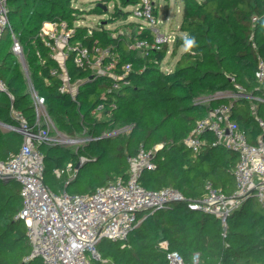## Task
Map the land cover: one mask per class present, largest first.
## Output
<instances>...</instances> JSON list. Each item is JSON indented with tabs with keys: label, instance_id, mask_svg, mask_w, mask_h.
<instances>
[{
	"label": "trees",
	"instance_id": "trees-1",
	"mask_svg": "<svg viewBox=\"0 0 264 264\" xmlns=\"http://www.w3.org/2000/svg\"><path fill=\"white\" fill-rule=\"evenodd\" d=\"M78 1L9 2V19L23 46L29 77L12 50L9 35L6 33L7 38L3 33L0 38V75L7 80L13 96L11 102L0 93V122L18 124L11 114L13 106L23 112L30 124L34 123L30 81L44 96L47 112L60 132L71 138L95 137L74 150L61 143L41 144L45 182L55 168L64 169L72 162L76 176L71 179L68 172L59 177L54 173L53 188H71L73 194L93 193L119 177L126 179L127 157L144 147L153 151L155 162L154 168L144 169L139 177L146 188L173 187L195 200L203 195L204 184L210 180L231 195L236 188V152L217 143L209 131L203 134L205 143L197 152L186 144V139L198 120L227 101L206 99L217 91L233 89L238 83L264 98V88H260L255 77L258 55L264 58V0H182L180 33L175 36L171 54L184 49L172 70L161 66L169 51L168 43L160 49L132 47L140 39L155 40L147 26L139 29L142 22L128 20L130 12L124 9L136 5L138 0H113L112 12V0H95L91 11L108 14L96 27L77 24L82 13L76 7ZM98 3L106 5L107 10ZM61 19L75 26L73 38L91 50L111 47L117 57L116 74L131 64V70L118 80L122 83L127 79L130 83L114 89L113 75H98L90 67H78L69 59V76L73 82L79 81V86L75 96L61 91V79L51 73L53 67H59L58 63L49 57L48 48L37 37L43 22ZM110 23L117 25L111 27ZM253 36L257 47L252 45ZM100 102L104 103L103 111L93 114ZM254 104L257 113L252 108ZM257 116L264 119V102L241 98L234 103L231 117L251 142L259 135L264 139ZM21 144V134L0 127V158L17 151ZM81 157L85 158L82 163ZM252 200L250 197L229 215L225 235L218 218L191 209L188 200L143 212L142 220L126 240L105 238L99 242L101 260L92 264H167L163 241L186 260L200 252V264H264V208L259 204L257 209H251ZM21 208L20 184L0 179V264H29L38 258L31 256L26 225L17 218Z\"/></svg>",
	"mask_w": 264,
	"mask_h": 264
},
{
	"label": "built area",
	"instance_id": "built-area-1",
	"mask_svg": "<svg viewBox=\"0 0 264 264\" xmlns=\"http://www.w3.org/2000/svg\"><path fill=\"white\" fill-rule=\"evenodd\" d=\"M10 1L0 0V38L3 33L9 35L12 50L29 77L23 46L9 19ZM156 5L154 0H138L134 5L132 15L142 21L139 29L147 26L155 40H137L132 44L133 48L160 49L162 44H170L173 41L174 35L163 33L157 26ZM77 24L81 23L78 21ZM75 32V26L61 19L43 22L37 33V37L48 48L49 57L58 63L59 67H53L51 73L61 79V91L70 92L75 96L78 90L79 81L73 82L67 70L69 59L78 67H90L93 73L98 75H113L116 80L113 83L114 89H118L121 84L130 83L127 79L122 83L118 80L131 70V64L124 65L123 73L116 74L114 69L117 57L111 47H96L93 51L81 40L73 38ZM251 39L252 45L257 47L254 36ZM37 55L42 59L40 52H37ZM255 77L260 88H264V58L260 54ZM29 85L36 119L30 124L21 110L11 106V114L18 124L0 123L4 129L16 131L22 136L20 148L10 152L6 158H0V179L4 182L14 180L20 184L22 208L17 218L26 225L31 256L40 257L43 264H92L93 261L101 260L98 244L102 239L126 240L142 220L141 213L152 212L174 201L188 200L191 209L214 215L222 225L223 235L228 228L229 215L250 197H254L264 208L263 136L259 135L251 142L246 131L231 117L234 103L241 98L259 102H264V98L248 92L241 84L236 83L233 89L217 91L207 97L206 99L225 98L227 101L211 108L205 117L198 120L186 139V144L197 152L200 145L205 143L203 134L209 131L217 143L236 152V188L231 195H227L208 180L204 184L203 195L195 200L186 198L180 190L173 187L153 190L141 184L139 177L143 170L155 167L153 151L144 147L135 155L127 157L129 176L126 179L119 177L97 188L93 193L73 194L67 190L57 192L51 189L45 182V154L40 145L62 141L83 144L95 137L71 138L60 132L47 112L44 96L33 88L30 81ZM0 93L7 95L12 102L13 96L8 82L1 75ZM104 107V103L100 102L93 108L92 113H101ZM256 107V104L252 107L255 113ZM257 123L264 130V119L257 116ZM52 130H55L53 136ZM80 161L84 162L85 158L81 157ZM64 172L76 175L77 170L73 169L72 162H68L64 169H54L58 177ZM161 245L167 250V264H200V252H194L191 263H188L179 251L168 249L167 241H163Z\"/></svg>",
	"mask_w": 264,
	"mask_h": 264
},
{
	"label": "rangeland",
	"instance_id": "rangeland-1",
	"mask_svg": "<svg viewBox=\"0 0 264 264\" xmlns=\"http://www.w3.org/2000/svg\"><path fill=\"white\" fill-rule=\"evenodd\" d=\"M156 2V7H157V18H158V24L157 26L161 29V31L170 33L172 35L180 33L179 30V25L182 19V12H183V2L182 0H154ZM115 1H111V3L109 4V12L113 11V6H114ZM95 6V0H80L77 2L76 7L82 11V13H80L81 17L79 22L81 23V25H87V26H93L96 27L97 24H101L107 17L108 14L107 13H103V14H96L93 13V11H91V9H93ZM135 6L129 5L127 6L124 10L125 11H129L130 14L128 16V20L130 21H135V22H142L140 21L139 18L133 16L132 11L134 10ZM115 25H117V23H110L109 26L111 27H115ZM119 29H124L123 26H119ZM126 31L129 30L128 27H126ZM176 36V35H175ZM173 37V41L174 38ZM4 37H7V34H4ZM173 41L169 44V52L166 55V57L164 58V60L161 63V66L163 69L165 70H170L172 68H175L176 66V60L180 55V52H182V50L184 49V47H181V49H179L177 55H172L171 51H172V47H173ZM51 135H55V130H52ZM79 143V142H78ZM62 145L65 146H69L71 147L70 149H76L79 144L77 143H73V142H69V141H62L61 143ZM48 175H50V179L47 183V185L57 191V192H61L63 190H67L69 193H73L72 189H66V188H61V189H55L53 187H55V183L53 180L54 177V173H49ZM53 175V176H51ZM56 175V174H55ZM70 178H74L76 175H69ZM11 184L15 183L14 180L9 181ZM259 207V203L256 199H253L251 202V209H257ZM191 259H192V255H190V257L187 259L188 263H191ZM29 264H42V259L40 257L36 258L35 260H33L32 262H30Z\"/></svg>",
	"mask_w": 264,
	"mask_h": 264
},
{
	"label": "water",
	"instance_id": "water-1",
	"mask_svg": "<svg viewBox=\"0 0 264 264\" xmlns=\"http://www.w3.org/2000/svg\"><path fill=\"white\" fill-rule=\"evenodd\" d=\"M100 6H102L103 7V10L104 11H106L107 10V6L106 5H103V4H101V3H98Z\"/></svg>",
	"mask_w": 264,
	"mask_h": 264
},
{
	"label": "crops",
	"instance_id": "crops-1",
	"mask_svg": "<svg viewBox=\"0 0 264 264\" xmlns=\"http://www.w3.org/2000/svg\"><path fill=\"white\" fill-rule=\"evenodd\" d=\"M180 26V25H179ZM176 34H174V36H175ZM171 43V42H170ZM173 69V68H172ZM172 69H170V70H172ZM0 123H5V122H0ZM0 127H1V124H0ZM235 184H236V182H235ZM253 199H255L254 197H252ZM259 203V202H258ZM260 204V203H259ZM262 207V206H261ZM257 264H259V263H257Z\"/></svg>",
	"mask_w": 264,
	"mask_h": 264
}]
</instances>
